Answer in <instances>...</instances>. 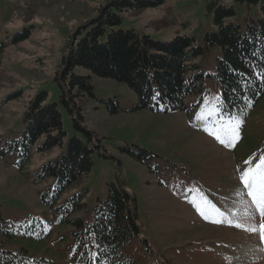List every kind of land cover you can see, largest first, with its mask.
I'll use <instances>...</instances> for the list:
<instances>
[{"label":"rangeland","instance_id":"obj_1","mask_svg":"<svg viewBox=\"0 0 264 264\" xmlns=\"http://www.w3.org/2000/svg\"><path fill=\"white\" fill-rule=\"evenodd\" d=\"M103 1L0 0V246L25 248L31 264H74L75 225L65 219L88 218L97 199L106 196L108 183L122 182L135 197L141 228L122 245L123 264L129 259L131 264H264L260 231L235 226L236 221L264 224L238 169L246 167L249 157L255 163L264 155V95L250 110L223 116L238 118L230 147L210 134V124L196 118L208 101H219L214 77L204 78L202 98L188 95L185 107H137L126 82L75 66L73 72L90 74L92 83V95H75L78 87L69 88L71 72L60 75L62 57L77 26ZM220 3L236 9L225 21L244 23L261 14L257 3ZM215 9L212 0H164L119 10L118 26L160 40L176 33L193 35L201 43L205 32L216 29ZM219 54L220 46L213 44L194 61L204 73L211 72ZM40 92H45L42 104L56 103L64 134L48 148L42 147V134L25 150L19 140L24 110ZM61 95L79 107L78 124ZM110 99L119 103L116 111ZM70 137L93 148L92 164L57 190L56 177L41 168L66 149ZM75 196L82 205L66 216ZM245 209L250 217L244 216Z\"/></svg>","mask_w":264,"mask_h":264},{"label":"trees","instance_id":"obj_2","mask_svg":"<svg viewBox=\"0 0 264 264\" xmlns=\"http://www.w3.org/2000/svg\"><path fill=\"white\" fill-rule=\"evenodd\" d=\"M163 1L104 0L91 18L77 26L62 57L60 75L64 78L71 72L69 88L78 87L75 95H92L91 75L73 72L75 66L87 67L94 75L126 82L136 94L137 107L154 108L163 103L167 109L185 107L188 95L202 98L204 78L214 77L221 89L219 102L223 116L235 110H250L264 95V0H234L259 6L260 16L247 17L244 23L225 21L226 16H235L234 5L212 0L216 3V29L205 32L201 43L193 35L176 33L168 40H160L118 26L119 10ZM81 27L83 33L77 36ZM213 44L220 46V54L214 70L204 73L194 59ZM44 95L45 92L36 94L24 110L25 127L19 140L25 150L42 134H45L43 148L60 143L64 134L56 103L42 104ZM61 101L75 113L74 123L78 124L82 116L74 100L61 95ZM110 105L116 111L119 103L110 99ZM92 151L82 140L70 137L66 149L54 160L45 162L41 173L54 175L55 186L61 190L89 170ZM81 205L78 196L70 197L65 215ZM137 219L134 195L122 182L108 183L106 196L97 199L88 218L65 219L75 225L70 253L74 264H123L119 259L122 245L141 231ZM32 261L25 248L14 251L0 246V264ZM124 264H131V260Z\"/></svg>","mask_w":264,"mask_h":264},{"label":"snow or ice","instance_id":"obj_3","mask_svg":"<svg viewBox=\"0 0 264 264\" xmlns=\"http://www.w3.org/2000/svg\"><path fill=\"white\" fill-rule=\"evenodd\" d=\"M201 120L205 125L210 124L213 131L211 135L215 137L221 144L226 146H232V141L236 136L238 123H234L238 118L229 117L225 120L223 117L222 109L220 108V102L218 100L208 101L205 104V108L196 117ZM208 127H205V131H208ZM244 165L246 167L239 169V179L244 189L247 190V195L251 197L252 204L261 216H264V155H260L259 159L254 163L253 158L249 157L245 160ZM217 214L223 215L219 209H216ZM201 215L207 218V212L201 210ZM252 214L245 209L244 216L250 217ZM254 219V217H252ZM236 227H243L244 230L249 232L260 231L261 239L264 240V224L261 225H242L240 221L235 222Z\"/></svg>","mask_w":264,"mask_h":264}]
</instances>
